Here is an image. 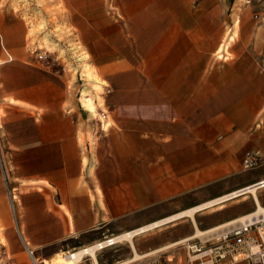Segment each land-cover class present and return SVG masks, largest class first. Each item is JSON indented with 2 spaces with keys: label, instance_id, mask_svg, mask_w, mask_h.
Returning a JSON list of instances; mask_svg holds the SVG:
<instances>
[{
  "label": "crops",
  "instance_id": "crops-1",
  "mask_svg": "<svg viewBox=\"0 0 264 264\" xmlns=\"http://www.w3.org/2000/svg\"><path fill=\"white\" fill-rule=\"evenodd\" d=\"M25 14L0 0L9 264H58L133 232L73 264H150L160 253L193 264L174 244L264 208V0H47V25L68 30L89 59L94 112L66 66L33 53Z\"/></svg>",
  "mask_w": 264,
  "mask_h": 264
},
{
  "label": "built area",
  "instance_id": "built-area-1",
  "mask_svg": "<svg viewBox=\"0 0 264 264\" xmlns=\"http://www.w3.org/2000/svg\"><path fill=\"white\" fill-rule=\"evenodd\" d=\"M33 53L39 60L47 58L38 50ZM257 164L258 153L249 154L243 168L248 170ZM245 192L242 190L237 193ZM201 233L180 240L174 244V249H183L193 264H264V208ZM115 243L112 238L96 245L101 250ZM163 255L160 253L150 264H164Z\"/></svg>",
  "mask_w": 264,
  "mask_h": 264
},
{
  "label": "rangeland",
  "instance_id": "rangeland-1",
  "mask_svg": "<svg viewBox=\"0 0 264 264\" xmlns=\"http://www.w3.org/2000/svg\"><path fill=\"white\" fill-rule=\"evenodd\" d=\"M2 4L12 2V6L17 8V10L26 15L25 13L31 12L34 18L35 25L33 27V32L35 33V47L38 51L43 52L46 55V60L54 68H62L66 66L67 73L73 78L77 79L82 88H88L87 93H80L79 96L82 97L81 104L84 105L86 110L94 112L95 110V98L94 92H91L93 87L91 85L94 74L89 65H87L88 60H79L78 58V46L79 44L74 41H65L64 34L69 32L60 28V26L51 28L47 25L45 17L41 14V7L46 5L47 0H1ZM78 54V55H77ZM84 55V54H83ZM87 59V58H86ZM76 67V68H75ZM76 80V81H77ZM92 86V87H91ZM85 89L83 91H85ZM97 90V89H96ZM94 91V90H93ZM102 91V90H101ZM86 92V91H85ZM90 92V93H89ZM84 99H83V96ZM101 100V98H100ZM84 101V102H83ZM90 105V106H89ZM103 113V112H102ZM240 210L237 208L226 210L220 216H214L210 218L216 221L217 219H222L230 214L238 213ZM221 215H224L221 217ZM121 246H126V243H119ZM0 264H9V258L5 251V246L0 239Z\"/></svg>",
  "mask_w": 264,
  "mask_h": 264
},
{
  "label": "bare ground",
  "instance_id": "bare-ground-1",
  "mask_svg": "<svg viewBox=\"0 0 264 264\" xmlns=\"http://www.w3.org/2000/svg\"><path fill=\"white\" fill-rule=\"evenodd\" d=\"M76 68V67H75ZM90 106V105H89ZM246 192L244 193V194H248V193H252V194H255V192H256V187H251V188H248L247 190H245ZM236 193V192H235ZM233 193V194H229V195H227V196H225V197H223V198H220V199H218L216 202L215 201H213V202H210V203H207V204H205V205H203V206H201V207H199V208H197V209H201V208H204V207H208V206H212L213 204H220V203H223V202H226V201H229V200H232V198L233 199H235V198H238V197H240V196H242L241 194H243V193ZM243 194V195H244ZM197 209H195V210H197ZM191 212H193V211H191ZM190 212V213H191ZM171 220V219H170ZM158 225V224H157ZM221 228H219V229H216V230H220ZM215 230V231H216ZM138 233V232H137ZM135 233L133 232V233H130V234H123V235H121V236H119V237H117V238H113V243L114 242H119V241H122V240H131L133 237V235H134ZM203 233H200L199 235H202ZM99 249V246H97V245H94V246H90V247H87L86 249H82V250H79L78 252H74L73 254H71V255H69V254H67V255H69V257H67V255L66 254H64V255H66V256H61L60 255V257L58 258V256H56V258H58L57 259V263L58 264H73V263H76V262H78V259L81 257V256H85L86 254L87 255H89V256H94V255H96V252H97V250ZM54 261V260H53ZM54 263V262H53Z\"/></svg>",
  "mask_w": 264,
  "mask_h": 264
}]
</instances>
